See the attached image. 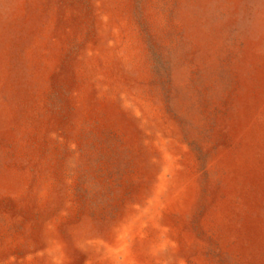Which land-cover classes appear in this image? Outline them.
I'll return each mask as SVG.
<instances>
[{"label":"rangeland","instance_id":"1","mask_svg":"<svg viewBox=\"0 0 264 264\" xmlns=\"http://www.w3.org/2000/svg\"><path fill=\"white\" fill-rule=\"evenodd\" d=\"M0 264H264V0H0Z\"/></svg>","mask_w":264,"mask_h":264}]
</instances>
